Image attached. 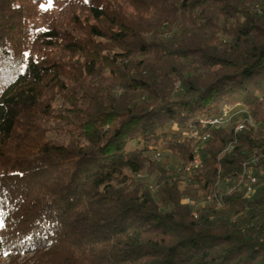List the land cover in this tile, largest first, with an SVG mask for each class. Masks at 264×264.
<instances>
[{
    "label": "trees",
    "instance_id": "obj_1",
    "mask_svg": "<svg viewBox=\"0 0 264 264\" xmlns=\"http://www.w3.org/2000/svg\"><path fill=\"white\" fill-rule=\"evenodd\" d=\"M239 105L255 128L211 130L175 168L196 153L183 131ZM33 250L264 264V0H0V255Z\"/></svg>",
    "mask_w": 264,
    "mask_h": 264
},
{
    "label": "rangeland",
    "instance_id": "obj_2",
    "mask_svg": "<svg viewBox=\"0 0 264 264\" xmlns=\"http://www.w3.org/2000/svg\"><path fill=\"white\" fill-rule=\"evenodd\" d=\"M57 11H59V9L58 10L55 9V12H57ZM176 84H178V83H176ZM175 92H178V91H176V86H175L174 93ZM225 109L229 110L228 112H230V115L228 116L227 121H225L226 124L224 126H222V128L228 127V126H232V125H235V127H236V126H238L239 123H247V125H248L249 124L248 123L249 119H251L252 122L255 123V121H254V119H253V117L251 115V112L248 110V108H246L244 106H240V105L239 106H235V107L228 106ZM222 128H220V129H222ZM173 131H178V127L174 126L173 127ZM206 140H204L202 137L196 139L194 141V144L196 145L195 146V151L201 152L203 147H204V144H205ZM159 154H160L159 158L157 156L158 155L157 152L153 153L152 155L150 154V155H151V159H152V156L155 155L153 160L158 162V163H160V164H162L164 162V160H165V158L167 156H170V154L167 153V152H160ZM175 168H178L179 170L182 169V171L186 170V167L184 168L183 166H175ZM179 170L177 171L178 173H180ZM180 175H183V172H181ZM171 177L174 180H177L179 178V176L177 174H173ZM135 181L136 182L137 181H143V182H146L147 184H149L153 194H155L157 192V190H158L156 177L155 176H151L147 170H143L140 173H138L135 176ZM237 181H236V184H237ZM232 185H235V181H233V183H232L230 180H226V182H224V184L221 185V189L223 191H225L226 194L229 195L230 193L234 192V187L235 186H232ZM246 187H247V189H246V194H247L248 193V188L252 187L251 183L250 184L249 183L246 184ZM252 189H253L252 192H251L252 194L251 195L247 194V196H252L253 195L254 188L252 187ZM184 202L189 203L193 207L194 206L200 207V206H205V205L217 203L216 200H214L213 197H210V196L205 198L204 200L198 202V203H196L195 201L187 200V199H185ZM219 206L221 207V204ZM38 253L39 252L33 250L31 252H26L24 254H19L18 256L4 257V256L0 255V264H37Z\"/></svg>",
    "mask_w": 264,
    "mask_h": 264
},
{
    "label": "built area",
    "instance_id": "obj_3",
    "mask_svg": "<svg viewBox=\"0 0 264 264\" xmlns=\"http://www.w3.org/2000/svg\"><path fill=\"white\" fill-rule=\"evenodd\" d=\"M180 90V84L178 83V85L176 86V91H179ZM229 110L225 109L223 111V113L219 116H216V117H208V118H201V119H206V126H199L200 129H190V130H186V131H183L182 133V140L185 141L187 139H190V135L192 132H198V131H205V135H210V131L213 130V129H220L222 128V126H224L226 123H225V116H229L230 115V112H228ZM255 127L253 126H245L244 123H239L238 126L235 127V129H239V131H243V130H251ZM158 153V158L160 156L159 152ZM201 154L199 151H197V162H196V166L193 167V168H190L188 173H191V171L193 169H196L198 168L200 165H201ZM262 174V172H261ZM252 179H256V178H252ZM252 179H251V182H252ZM248 195H251V192H250V188H248Z\"/></svg>",
    "mask_w": 264,
    "mask_h": 264
},
{
    "label": "bare ground",
    "instance_id": "obj_4",
    "mask_svg": "<svg viewBox=\"0 0 264 264\" xmlns=\"http://www.w3.org/2000/svg\"><path fill=\"white\" fill-rule=\"evenodd\" d=\"M178 84H176L177 86ZM228 116H225V121H227ZM248 125L247 123H244L245 126H255V123L252 122L251 119L248 120ZM199 126H206V119H200L199 120ZM235 131H239V129H235ZM201 132H203L201 134ZM198 131V132H192L190 135V139L196 140L198 138H203L204 140H206L207 138H209V135H205V131ZM207 141V140H206ZM196 162H197V151L194 155L193 161L192 163H190V165L186 168V172L188 173L190 168H193L196 166ZM252 182H255V179H252ZM250 192H252V190L250 189ZM252 194V193H251ZM254 194V193H253Z\"/></svg>",
    "mask_w": 264,
    "mask_h": 264
},
{
    "label": "snow or ice",
    "instance_id": "obj_5",
    "mask_svg": "<svg viewBox=\"0 0 264 264\" xmlns=\"http://www.w3.org/2000/svg\"><path fill=\"white\" fill-rule=\"evenodd\" d=\"M52 0H48L49 5H51Z\"/></svg>",
    "mask_w": 264,
    "mask_h": 264
}]
</instances>
